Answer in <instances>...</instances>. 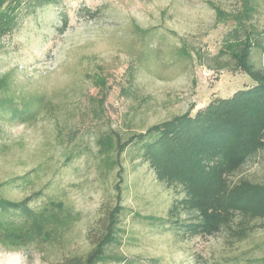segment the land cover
Masks as SVG:
<instances>
[{"label":"rangeland","instance_id":"1","mask_svg":"<svg viewBox=\"0 0 264 264\" xmlns=\"http://www.w3.org/2000/svg\"><path fill=\"white\" fill-rule=\"evenodd\" d=\"M214 8L227 19L247 16L234 33L238 26L217 20ZM247 38L248 64L264 71V0H58L33 14L22 9L13 33L0 40V96L26 103L29 113L22 122L0 114V184L27 173L32 184L0 186V196L20 201L42 190L71 206L77 220L52 245L0 247V264L87 253L86 234L101 207L114 205L118 182V168L102 166L96 136L113 131L124 142L252 84L229 48ZM140 153L132 145L120 158L124 212L113 253L151 264H264V220L246 224L242 240L229 229L184 236L175 222L195 215L177 206L181 188L158 182ZM240 180L264 185V149L230 177Z\"/></svg>","mask_w":264,"mask_h":264},{"label":"trees","instance_id":"2","mask_svg":"<svg viewBox=\"0 0 264 264\" xmlns=\"http://www.w3.org/2000/svg\"><path fill=\"white\" fill-rule=\"evenodd\" d=\"M57 2L0 0V40L13 33L22 9L33 14L37 9ZM214 10L217 20H232L238 26L234 33L239 30L243 15L247 16V13H239L227 19L222 11ZM93 17L94 13L91 14ZM250 47L248 38L229 47L237 68L252 81L247 87L236 90L229 97L214 98L194 114L187 112L152 125L143 133L129 136L124 142L113 131L96 136L94 144L102 157V166L107 171L118 168L115 203L101 207L100 217L86 234L91 245L87 253L63 256L51 264H138L143 261L128 259L111 250L114 245H119L118 225L124 212L120 158L132 145H139L142 162L148 164L158 182L181 188L184 197L177 206L195 215L194 221L189 223L175 222L184 236L210 237L229 229L235 239L242 240L247 236L246 224L264 220V185L247 180L230 181L234 173L264 149V71L253 70L248 64ZM5 80L0 81V88L5 86ZM99 81L102 85L103 80ZM28 111L26 103L17 105L11 98L0 96V114L18 117L22 122ZM28 176L29 173L11 179L9 183L32 184ZM76 216L71 206L46 197L42 190L34 191L20 201L0 196V247L9 252H19L52 245L73 225ZM136 216L139 217L138 214ZM142 219L163 222L153 217ZM236 219L238 227L231 229ZM143 262L151 264L155 261Z\"/></svg>","mask_w":264,"mask_h":264}]
</instances>
